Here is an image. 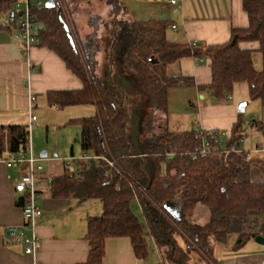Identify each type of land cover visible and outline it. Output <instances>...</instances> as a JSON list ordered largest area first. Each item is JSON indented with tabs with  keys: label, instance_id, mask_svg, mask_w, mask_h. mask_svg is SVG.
I'll list each match as a JSON object with an SVG mask.
<instances>
[{
	"label": "trees",
	"instance_id": "trees-1",
	"mask_svg": "<svg viewBox=\"0 0 264 264\" xmlns=\"http://www.w3.org/2000/svg\"><path fill=\"white\" fill-rule=\"evenodd\" d=\"M54 2V6L30 2V13L38 24V46L58 54L83 85L48 90V105L63 109L93 104L97 108L94 115L72 120L81 125L82 150L97 158L76 159L75 166L65 163L64 172L52 176L50 182L55 198L101 202V214L87 217L90 248L84 264H103L106 240L111 237H129L138 258L149 254L148 237H152L165 264H191L194 254L216 263L212 240L227 243L233 237L234 247L239 248L262 235L264 182L250 176L252 167L262 161L240 149L245 120L237 121L227 132L229 136L215 138L203 129H172L167 115L169 90L194 84L191 77L175 76L169 68L184 57H194L210 65L212 80L205 88L216 99L230 96L238 82L248 84L250 99L260 101L263 115L250 125L264 133V0H243L249 24L233 28L230 39L217 44L171 40L166 31L173 23L168 19H122L116 11L118 7L123 11L120 1L107 0L117 16L109 29V58L120 80L109 76V71L107 77L97 71L98 30L106 26L103 18L91 13L88 22L93 32L76 37L69 27L65 1ZM17 3L0 0V29L19 28L22 12L17 11ZM246 41H258L259 47L242 48L240 44ZM256 52L262 59L261 68L255 64ZM128 78L141 85L158 112L148 118L144 139H136V145L129 124L139 120L128 113L123 92L131 85ZM29 144L27 123L0 125V158L9 152L27 151ZM135 198L145 222L132 209ZM26 200L21 194L18 204L22 206ZM197 207L209 211L204 224L193 219Z\"/></svg>",
	"mask_w": 264,
	"mask_h": 264
},
{
	"label": "crops",
	"instance_id": "crops-1",
	"mask_svg": "<svg viewBox=\"0 0 264 264\" xmlns=\"http://www.w3.org/2000/svg\"><path fill=\"white\" fill-rule=\"evenodd\" d=\"M35 1L43 3L42 0H30L33 3ZM119 1L123 6V14L128 19L130 17L135 20L168 19L173 23L166 31L167 37L171 40L203 44L224 43L230 39L233 28L246 27L249 24L243 0H178L176 4L170 3L169 0ZM18 2L25 5V0H18ZM92 13L100 15L104 20V15L96 11ZM90 14L85 22L88 28L85 31L86 34L94 30L88 22ZM102 27L106 26L99 28L98 37L99 32L103 30ZM15 32L16 30L12 29L11 31L0 29V125L18 123L29 125L30 94L36 96L32 111L33 114L37 115L35 111L39 108V104L48 105L46 97L48 90L74 89L83 85L81 79L68 69L63 59L49 48L33 46L26 54L21 44L13 39ZM109 39L110 34L107 37V49H105L106 61L109 64L107 70L110 69L111 71H108L111 72V76H117L116 79L120 80V73L117 72L114 75V68L110 62ZM100 45L99 38V50L101 49ZM240 46L256 49L259 47V42L246 41L242 42ZM254 54L257 55V59H254L255 64L261 61L262 66L260 54L257 52ZM97 71L99 72V69ZM169 71L175 76L191 77L194 81V84L181 85L169 90V111L172 107L175 108L174 104H178L174 101L175 96L177 97L182 92H189L184 97L181 96L183 98L180 104L187 106L185 108L187 111L185 123L188 127L191 125V128L183 130L194 128L203 129L206 132L215 130L220 133H230L237 121L240 119L247 120L244 118V112L250 110V102L253 100L250 99L249 87L246 82L236 83L230 96L216 99L212 92L205 88L212 80V70L206 61L200 62L194 57H184L171 65ZM130 88L131 85L123 88L124 100L127 102H129L131 96L128 95ZM134 100L136 101L133 105L138 106L137 97ZM243 101L247 102L245 110L239 112L238 105ZM255 101L260 103L259 100ZM89 105L93 106L94 112H90V109H87V111L72 109L71 113L75 118H69V122L83 116L94 115L97 108L93 104ZM71 106L74 108L79 105ZM50 107L54 108L55 106ZM189 110L190 112H188ZM172 116H175V114H172ZM262 116L257 117V119H261ZM168 119L167 115V124ZM170 121L172 124H180V121L184 122L183 119L177 120L175 123L172 120ZM33 125L29 126L30 144L32 143L31 128ZM244 125L249 126L246 122ZM32 146L35 148V143ZM240 149L244 150L241 146ZM43 151H46L47 155L41 157L39 154L41 160L49 156L48 150ZM254 151L261 157H251L249 151L245 152L249 157L261 160L263 165L261 162L259 165L253 166L250 176L254 181L264 182V134H262L261 142L257 144ZM57 156L55 154V157H50L42 162L45 173L51 177L61 175L65 170V160H58ZM16 175H18L16 170L8 169L4 162L0 160V264L86 263L90 248L86 239L87 217L101 214L102 209L100 212L99 207L94 208L90 203L92 199L78 202L74 198H55L52 195L50 183L44 182L41 189L39 204L43 212L37 220L36 228L40 249L35 257L26 254L21 243L10 242L6 239L5 234L9 225H17L19 228L25 227L22 209L18 204L21 194L14 190V176ZM193 219L204 224L209 219V211L203 207H197ZM262 236L264 237V233ZM150 238L152 239V237ZM178 241L185 248L183 239L179 237ZM212 244L215 246L216 263L200 259L197 254H194L191 263L264 264V244L256 242L255 239L248 241L239 248H235L233 242L218 243L212 240ZM155 249L158 256L149 252L145 258H138L129 237H111L106 240L103 264H158L159 262L165 264L164 258H162L156 245Z\"/></svg>",
	"mask_w": 264,
	"mask_h": 264
},
{
	"label": "rangeland",
	"instance_id": "rangeland-1",
	"mask_svg": "<svg viewBox=\"0 0 264 264\" xmlns=\"http://www.w3.org/2000/svg\"><path fill=\"white\" fill-rule=\"evenodd\" d=\"M43 3H46L47 0H42ZM65 5H67V20L69 23V27L71 31L73 32V35L77 37L79 35L81 38L86 35L85 31H87V26L85 25V22L92 12H97L102 15H104V20L106 27H102V32H99V38L101 41L100 50L99 53H97V60H98V66L97 69H99V74L102 76L107 77V71H111L110 69L107 70V64L106 61V55H105V49H107V37L109 36V29H111L112 22L114 20V17H120L122 19H128L126 15L123 14L122 9L119 7L116 9V11L119 12V14L116 16L113 14V7H110L107 4V0H64ZM132 17H130L131 19ZM73 23V24H72ZM75 26V27H74ZM106 28V29H105ZM76 37H74V40H76ZM254 59H257V55L254 54ZM256 66L261 68V61L257 62ZM115 73V72H114ZM109 76H111V72L108 73ZM129 79V78H128ZM129 82L131 84V88L128 91V95H131L129 98V102L125 101V107L130 114L132 118L138 119L140 121L139 125L137 126L138 134L136 136V139L138 142H142L145 136L146 126L145 124L148 121V118L151 116L157 115L158 112L152 105L149 98H147L146 93L144 92L141 85L137 82H134L133 80L129 79ZM177 91V90H176ZM189 92H182L179 97V95L175 98V102L178 104H174L175 108H171L168 112V118L172 120L173 123L175 121H179L180 119H183L184 122L180 121V124H172L171 121L168 119L169 127L172 129L177 130H183L188 127L185 123V115L187 111L183 104H180L182 102V98L184 95H187ZM177 95V92H176ZM134 96V97H132ZM183 96V97H181ZM137 97V105H133ZM40 103V102H39ZM173 103V102H172ZM250 110L245 111L244 118L247 120L245 121L247 125L246 126V135L244 139L241 141L240 146L243 147L245 151H249V155L251 157H257L260 156L259 154L254 151V148H256L257 144L261 142V136L264 134L260 130H255L253 127L250 126V122L252 119H255L257 117H260L262 115V106L261 103L253 100L250 102ZM39 108L36 109V116L38 117V120H36L35 124L31 128V148L32 151L37 157H39V154L43 150L49 151V156L44 159H40V163L42 164L43 161L49 159L50 157H55V154L58 156L56 157L58 160H65V163L70 162L75 166L74 159H81V157L85 154L86 151H83L81 148V145L79 143V136H80V130L81 125L79 122H69V118H75V116H72L71 110H80L81 111H87V109H90V112H94L95 109L92 105L84 104L79 105L77 107L73 106H67L63 109L53 108L48 105L39 104ZM86 107V108H84ZM175 111V112H174ZM80 112V111H79ZM190 112V110L188 111ZM74 114V113H73ZM172 114H175V116H172ZM89 116V115H88ZM172 116V117H171ZM81 117V116H79ZM134 119V120H135ZM250 121V122H249ZM154 127L157 130V124L158 122L154 121ZM133 130V127L131 123L129 124V134L131 135V132ZM33 143H35V148L32 146ZM251 150V151H250ZM73 151V152H72ZM257 154V155H256ZM146 168H150L149 165H147ZM91 205L94 208L99 207L101 212V202L97 199L91 200ZM132 209L135 212V214L145 222V217L142 211V206L140 204V201L138 198H135L132 201ZM203 214V213H201ZM200 215V214H199ZM204 215V214H203ZM149 240V247H150V253H155V255L158 256V252L155 249V244L153 240L148 237ZM233 242V237L229 238L228 242ZM158 264H163L159 262ZM193 264V263H191Z\"/></svg>",
	"mask_w": 264,
	"mask_h": 264
},
{
	"label": "built area",
	"instance_id": "built-area-1",
	"mask_svg": "<svg viewBox=\"0 0 264 264\" xmlns=\"http://www.w3.org/2000/svg\"><path fill=\"white\" fill-rule=\"evenodd\" d=\"M170 3L176 4L178 0H169ZM41 2L35 3L39 6ZM30 0H25V5L17 3L16 9L22 12L19 28L13 35V39L21 44L27 54L33 46H38V24L30 13ZM30 99V120L29 126L33 125L37 120L33 114V104L35 96L29 95ZM212 136L225 138L229 136L227 132L211 131ZM220 142V141H219ZM204 147L208 146L207 141H203ZM83 158H97L89 153H85ZM8 169H14L18 175L14 176L15 192L26 195L27 200L21 206L22 213L25 219V227L19 228L17 225H9L6 231V239L10 242L21 243L26 254L35 255L40 249V241L37 233V220L42 215V207L39 204L41 197V189L43 183H50L52 177L45 173L43 164L40 163V157H37L32 151L29 144L27 151L9 152L6 157L0 158Z\"/></svg>",
	"mask_w": 264,
	"mask_h": 264
},
{
	"label": "water",
	"instance_id": "water-1",
	"mask_svg": "<svg viewBox=\"0 0 264 264\" xmlns=\"http://www.w3.org/2000/svg\"><path fill=\"white\" fill-rule=\"evenodd\" d=\"M55 2L54 0H48L46 2V5L47 6H54ZM11 14H13V11L11 12ZM157 58L153 60V63L154 62H157ZM247 102L243 101V102H240L239 105H238V111L239 112H244L245 110V106H246ZM135 122V123H134ZM134 122H131V125L133 127V131H132V134H131V138H132V141L134 142V144L136 145L137 144V140H136V136L138 134V130H137V126L139 125V121H134ZM47 155V152L46 151H42L40 153V156H46ZM172 213H174L175 215L178 214V210L177 209H172L170 208L169 209ZM255 241L258 242V243H261V244H264V237L262 235H257L255 237Z\"/></svg>",
	"mask_w": 264,
	"mask_h": 264
}]
</instances>
